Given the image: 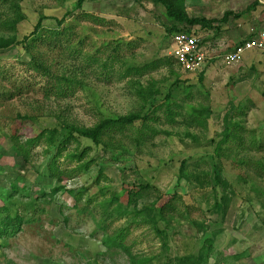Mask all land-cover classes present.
Masks as SVG:
<instances>
[{"label": "rangeland", "instance_id": "1", "mask_svg": "<svg viewBox=\"0 0 264 264\" xmlns=\"http://www.w3.org/2000/svg\"><path fill=\"white\" fill-rule=\"evenodd\" d=\"M16 1L25 18L15 31L0 27V40H21L44 19L26 47L0 48V207L16 201L10 208L24 219L0 244V264H132L121 248L103 242L119 231L133 256L155 264L197 253L205 240L203 264H264V53L246 51L231 66L220 61L247 27L264 26V3L185 0L192 17L230 12L217 30L195 27L210 59L201 73H189L171 61L164 8L149 0H84L80 9L76 0ZM8 5L0 2V18L10 15ZM130 114L146 118L113 127L105 147L70 140L62 153L77 147L82 160L57 158L67 170L66 186L53 197L38 177L52 156L46 144L32 147L23 170L10 139L22 130L19 116L53 128ZM225 117L234 134L222 142ZM89 160V170L70 172ZM215 163L230 184L223 217L212 208ZM201 177L207 179L202 187ZM14 183L24 190L11 191ZM123 183L155 187L138 208L158 194H174V210L157 226L163 234L133 213L102 219L103 203Z\"/></svg>", "mask_w": 264, "mask_h": 264}, {"label": "trees", "instance_id": "2", "mask_svg": "<svg viewBox=\"0 0 264 264\" xmlns=\"http://www.w3.org/2000/svg\"><path fill=\"white\" fill-rule=\"evenodd\" d=\"M131 1H139V0H131ZM155 5H160L164 8V15L168 24L165 25V32L167 36L172 37L177 32H186L192 33L198 36L201 39V43H205V40L201 38L199 32L195 30V27L201 29H218V23L226 21L230 12H226L223 17L220 19H208L206 17H192L189 16L186 12L185 0H149ZM0 2L8 3V7L4 6L5 9H9V16H3L4 18H0V27H3L6 31H15L17 29V25L21 20L25 17L21 11L20 5L16 0H0ZM84 0H76L74 4L75 9H80L83 5ZM44 16H40L32 29L31 33L28 36L23 37L21 40L16 41L15 36L11 35L7 37L5 40H0V48H5L7 46L20 44L26 47L27 43L30 39L36 40L41 33V29L43 28L42 21ZM63 21L58 20V23L61 24ZM58 33V32H56ZM246 37L237 41V43L241 42ZM171 61L177 64L174 57L170 55ZM202 71H200L201 73ZM59 90L61 86L58 87ZM142 91H139L140 94ZM169 95L165 96V100L168 102ZM20 119V127L22 130L17 129L12 133L10 139L14 146V149L17 155L21 158L22 163L20 165L21 169H25L26 165L30 161L31 149L34 146L39 145L41 142H44L47 146L45 152L50 151L52 154L46 169V172H39V180L42 179L43 182L49 183L50 189L48 194L50 196H55L59 192H63L65 190V182L63 181V176L67 173L65 168H60L57 164V158L60 156H65L69 161L77 160L78 162L82 160L83 152L78 153V148L75 147L68 151L67 153H62L66 148L67 144L71 139L77 140V137H82L90 140L96 147H105L106 142L104 140V136L108 135L113 127L122 128L124 125H131L136 120L143 119L145 120V116L141 117L139 114H130L124 116L117 117H105L95 123L90 127H78L72 124H68L66 122H62L59 127L53 128H39L32 121L31 117L28 116H19ZM225 127L222 131V142L227 141L228 138L234 133L231 132L232 125L229 121L228 117H225ZM235 126V125H234ZM233 126V127H234ZM23 134H29V136H25V139H22ZM49 152V153H50ZM90 161H84L82 163H78L75 165L70 172H77L79 170L87 171L90 168ZM216 164V163H215ZM103 168L100 167L98 169V173H102ZM213 178L211 184L212 193H214V203L212 208L223 217L226 213V209L228 203L230 201L229 188L230 184L223 177L220 166L217 164L214 165L213 169ZM207 174V173H205ZM204 174V175H205ZM68 176V175H67ZM209 176V175H208ZM49 179L47 181V179ZM195 178V177H194ZM207 179L201 177L199 184L201 187L204 186ZM25 187V186H24ZM24 187L18 189V186L14 183L10 187V190L13 192L22 191ZM155 187L150 183H142V184H129L123 183L120 189V193L117 195H113L107 200V203H103L102 209V219H107L112 216L123 217L127 213H133V219H138L141 222H150L155 230L158 233L163 234V231L158 229V224L165 219V212L174 210L173 204H171L170 200L173 198L174 194H158L153 199L148 200V202L139 207L140 201L143 199L144 194L151 193ZM70 194H74L73 190L68 191ZM10 192L7 193V200L10 201ZM116 203L113 210L110 209V205ZM16 201H10L7 205H3L0 207V211H3L5 214L0 215V244H2L6 238L13 235L17 230L21 228L22 223L24 222L23 216L19 213L17 209L12 210L10 206L16 205ZM122 231L117 232L116 234L107 235L104 237V243L110 246H117L121 248L129 257L132 264H155L151 257H137L133 256L129 251L128 247L125 246L122 239ZM208 241H204V245L201 246L200 250L197 253L187 254L181 257L174 258L172 261H167L164 264H203L205 259L206 251L205 244ZM162 247L164 248L163 252L168 249L166 241L163 242ZM207 248V247H206Z\"/></svg>", "mask_w": 264, "mask_h": 264}, {"label": "built area", "instance_id": "3", "mask_svg": "<svg viewBox=\"0 0 264 264\" xmlns=\"http://www.w3.org/2000/svg\"><path fill=\"white\" fill-rule=\"evenodd\" d=\"M248 36L220 55V61L224 66L241 62L246 51L256 50L264 53V29L251 27ZM204 44L192 33L177 32L171 37L169 54L183 71L200 72L210 59Z\"/></svg>", "mask_w": 264, "mask_h": 264}, {"label": "crops", "instance_id": "4", "mask_svg": "<svg viewBox=\"0 0 264 264\" xmlns=\"http://www.w3.org/2000/svg\"><path fill=\"white\" fill-rule=\"evenodd\" d=\"M261 3H264V0H259ZM263 22H264V20H263ZM251 27H254V28H262V29H264V26H262V25H260V26H249V27H247L246 29H245V37L248 35V32H249V29L251 28ZM244 36L242 37V38H244ZM241 38V39H242Z\"/></svg>", "mask_w": 264, "mask_h": 264}]
</instances>
